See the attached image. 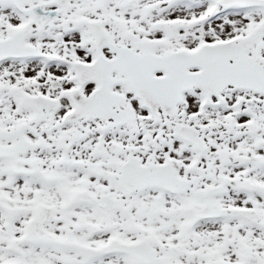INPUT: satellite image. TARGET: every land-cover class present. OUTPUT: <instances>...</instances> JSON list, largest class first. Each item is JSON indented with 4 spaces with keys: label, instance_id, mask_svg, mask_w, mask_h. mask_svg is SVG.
I'll return each mask as SVG.
<instances>
[{
    "label": "snow or ice",
    "instance_id": "1",
    "mask_svg": "<svg viewBox=\"0 0 264 264\" xmlns=\"http://www.w3.org/2000/svg\"><path fill=\"white\" fill-rule=\"evenodd\" d=\"M0 264H264V0H0Z\"/></svg>",
    "mask_w": 264,
    "mask_h": 264
}]
</instances>
